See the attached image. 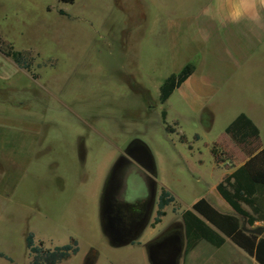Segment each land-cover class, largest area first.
Returning a JSON list of instances; mask_svg holds the SVG:
<instances>
[{"label": "rangeland", "instance_id": "374dc122", "mask_svg": "<svg viewBox=\"0 0 264 264\" xmlns=\"http://www.w3.org/2000/svg\"><path fill=\"white\" fill-rule=\"evenodd\" d=\"M211 1L0 0V49L32 58L24 70L0 52V254L9 259L0 264H31L29 234L51 250L76 241L79 252L61 264H154L153 246L171 241L175 264L244 263L229 239L185 254L183 214L218 179L213 146L231 158L226 129L238 111L201 79L200 18ZM188 63L197 76L162 104V86ZM129 158L122 201L148 198L146 168L176 203L159 225L151 217L140 242L115 246L102 201ZM239 219L244 230L264 228Z\"/></svg>", "mask_w": 264, "mask_h": 264}, {"label": "trees", "instance_id": "16d2710c", "mask_svg": "<svg viewBox=\"0 0 264 264\" xmlns=\"http://www.w3.org/2000/svg\"><path fill=\"white\" fill-rule=\"evenodd\" d=\"M59 1L65 4H74L76 0ZM0 52L11 58L20 69L30 70L31 56L15 51L13 47H10L9 50L0 49ZM195 70V65L188 64L179 74H173L166 80L161 88L160 101L162 104H165L175 91L188 81ZM163 115L166 117L167 114ZM226 135L249 157L244 166L227 176L217 188L236 216L220 212L206 198L199 200L183 214V229L186 238L185 254L188 255L201 242L205 241L215 248H221L229 239L248 256L254 258L258 264H264V237L247 233L242 228L239 219L246 220L250 226H255L258 222L264 223V148L260 149V130L248 116L241 114L226 129ZM212 155L218 165L228 161L224 152H220L216 144L212 148ZM174 203H176L175 197L170 191L163 189L153 226L162 222L163 218L167 216L165 209ZM118 206L121 217L125 220L140 214L143 210L141 202L120 201ZM245 206L250 208V211L245 209ZM102 223L112 244L122 246L123 243L113 240L107 232L103 209ZM139 235L140 233L135 236L132 244L136 243ZM26 244L32 258L31 264H61L79 252L76 241L51 250L45 248L43 242L37 245L33 234L28 235ZM0 257L8 259L3 254H0Z\"/></svg>", "mask_w": 264, "mask_h": 264}, {"label": "crops", "instance_id": "0c3cea01", "mask_svg": "<svg viewBox=\"0 0 264 264\" xmlns=\"http://www.w3.org/2000/svg\"><path fill=\"white\" fill-rule=\"evenodd\" d=\"M211 4L213 8L207 11L208 14H205L204 18H200V20L206 22L203 60L205 71L204 76L201 78L202 83L206 90L211 93V98L214 97V94L219 93L223 101L237 107V117L245 114L255 123L260 130V149H263L264 22L255 23L252 21L257 8L253 6L251 0H212ZM260 11L264 14V9H260ZM237 12L242 13L241 19L239 22L233 23L231 16ZM196 76L197 72L195 70L194 74L185 84L192 83ZM227 139H229V145L226 149H229L228 153H232L231 158L221 165L215 163L214 170L219 171L216 183L208 187L207 194L196 199L191 205V208L199 200L206 198L213 207L217 206L218 209L215 207L217 210L234 213L230 205L220 195L217 188L227 176L232 175L244 166L248 162L249 157L229 137ZM129 160L131 159L129 158ZM142 172L146 180L156 181L154 174H151L146 168ZM111 175L106 182L104 195ZM195 179L197 182L202 181V177H195ZM160 195L156 189L155 203L150 212L151 214L148 217L145 216L142 221L141 219L135 221L133 232L127 239L120 242L123 243L122 246H130L132 240L139 233L140 235L136 239V243L140 242L144 233L149 227H152L153 222H151V217L153 219L156 218L154 214L158 211ZM135 202H141L143 204L145 199L141 196ZM245 209L250 211V208L246 206ZM165 211L167 212V208ZM155 239L151 240L149 244L154 242ZM226 245L227 241L223 247L216 249H224ZM234 250L239 251L237 255L241 257V260L244 262L243 264H258L254 258L248 256L236 245ZM194 252L195 249L192 253Z\"/></svg>", "mask_w": 264, "mask_h": 264}, {"label": "flooded vegetation", "instance_id": "af4514ba", "mask_svg": "<svg viewBox=\"0 0 264 264\" xmlns=\"http://www.w3.org/2000/svg\"><path fill=\"white\" fill-rule=\"evenodd\" d=\"M131 154V153H130ZM135 163L129 159H122L114 169L105 195L102 201V209L106 230L111 238L116 242H122L133 232V226L138 219L144 220L149 216L155 203V183L147 180L149 186V196L143 203V210L140 214L133 215L126 220L121 217L118 203L122 201L123 194L127 190V177L134 170ZM179 226H177L178 228ZM178 242H163L153 246L152 258L155 264H174V258L177 254Z\"/></svg>", "mask_w": 264, "mask_h": 264}, {"label": "clouds", "instance_id": "9594fccd", "mask_svg": "<svg viewBox=\"0 0 264 264\" xmlns=\"http://www.w3.org/2000/svg\"><path fill=\"white\" fill-rule=\"evenodd\" d=\"M251 3L254 7L257 8L255 16L252 18V21L255 23L264 22V14L261 13L260 9H264V0H251ZM242 13H235L231 16V21L233 23L239 22L241 19Z\"/></svg>", "mask_w": 264, "mask_h": 264}, {"label": "water", "instance_id": "95a60500", "mask_svg": "<svg viewBox=\"0 0 264 264\" xmlns=\"http://www.w3.org/2000/svg\"><path fill=\"white\" fill-rule=\"evenodd\" d=\"M247 233H250V234H255V235H258L260 237H262L264 235V228H258V229H255V230H245ZM152 258V257H151ZM153 260V258H152ZM155 264V263H154ZM174 264H175V261H174Z\"/></svg>", "mask_w": 264, "mask_h": 264}]
</instances>
